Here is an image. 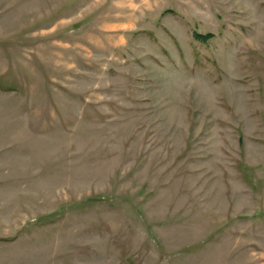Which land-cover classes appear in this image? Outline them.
I'll use <instances>...</instances> for the list:
<instances>
[{
  "label": "rangeland",
  "instance_id": "374dc122",
  "mask_svg": "<svg viewBox=\"0 0 264 264\" xmlns=\"http://www.w3.org/2000/svg\"><path fill=\"white\" fill-rule=\"evenodd\" d=\"M0 264H264V0H0Z\"/></svg>",
  "mask_w": 264,
  "mask_h": 264
},
{
  "label": "trees",
  "instance_id": "16d2710c",
  "mask_svg": "<svg viewBox=\"0 0 264 264\" xmlns=\"http://www.w3.org/2000/svg\"><path fill=\"white\" fill-rule=\"evenodd\" d=\"M212 34L207 33V34H199V33H194V37L202 40V41H208L210 38H212Z\"/></svg>",
  "mask_w": 264,
  "mask_h": 264
}]
</instances>
